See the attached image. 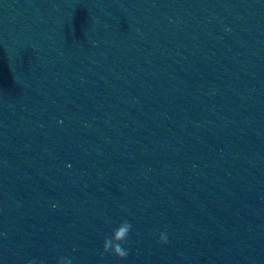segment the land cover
Segmentation results:
<instances>
[{"label": "clouds", "instance_id": "1", "mask_svg": "<svg viewBox=\"0 0 264 264\" xmlns=\"http://www.w3.org/2000/svg\"><path fill=\"white\" fill-rule=\"evenodd\" d=\"M53 207H56L53 205ZM133 225L128 220H122L116 228L112 230L110 236H106L103 240L100 255H111L119 260H126L129 256V249L126 246L129 242L130 233ZM157 243L159 245H167L169 243V236L167 230H157ZM157 232L151 233L156 236ZM27 264H38L35 259H31ZM42 264V262H41ZM56 264H73V259L68 256H61L57 259Z\"/></svg>", "mask_w": 264, "mask_h": 264}]
</instances>
